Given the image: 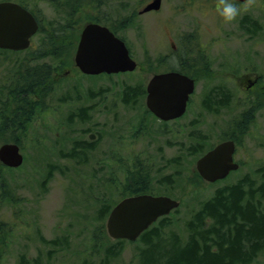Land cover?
Masks as SVG:
<instances>
[{"label": "rangeland", "instance_id": "rangeland-1", "mask_svg": "<svg viewBox=\"0 0 264 264\" xmlns=\"http://www.w3.org/2000/svg\"><path fill=\"white\" fill-rule=\"evenodd\" d=\"M35 1L26 0V5L42 22L57 15L46 2L35 4ZM183 1L165 0L159 14L137 16L136 12L142 8L139 0H110L96 13L109 25L116 18L115 12L123 16V28L117 31L132 59L138 63L133 73L93 78L80 76L73 70L64 75L71 62L52 71L55 84L45 97L47 106L34 118L31 134L23 136L22 148L19 146L23 164L1 174L13 200L0 199V221L9 232L0 264H17L21 253H25L29 261L40 257V264L82 263L90 251L92 231L103 226L106 234V219H95L98 204L90 203V198L107 203L118 199L117 192L109 188L112 177L113 181L125 178L118 163L139 160L137 162L143 163L140 169L150 176L153 193L166 194L179 201L177 211L167 216L170 226L164 234H175L182 239L186 238L185 222L218 189L242 182L244 189L249 190L262 182L264 105L244 102L239 84L247 71L242 64H249L250 72L259 74L264 81V0H257L252 10L258 20L257 33L262 32V37L255 34L256 42L252 45L243 41L240 32L236 39L223 37L221 40L223 46L237 49L247 45L255 47L253 53L238 51L236 58L243 69H235L238 80L225 81L219 77L208 81L206 75L199 77L185 113L165 125L145 108V95L141 93H144L146 80L154 70L178 68L179 62L171 54L172 48L181 43L185 32L205 23L198 18L190 20L177 10L174 13L172 6L180 8ZM121 2L124 5L118 6ZM133 13L135 17L131 19L129 15ZM170 14L174 15L167 17ZM107 15L110 20L103 18ZM239 19L241 16L236 21ZM79 27L76 26V31ZM233 28L236 26L232 23L226 30L233 31ZM209 39V35L202 34V40ZM37 43L38 35L32 40L31 49H35ZM25 53L0 52V79H5L13 71ZM158 57L164 60L156 64ZM224 71L219 69L218 75L226 74ZM214 85L226 87L231 95L227 107H220L217 111L213 107L204 108L201 101ZM129 88H141V93L125 100ZM251 105L255 109L250 114L248 127L238 130L236 125ZM81 111L84 114L79 119L76 114ZM194 131H199L198 136L202 138L198 141L202 148L200 154L189 153L196 144V138H192ZM90 134L94 135L92 141L89 140ZM227 139H234L236 143L235 161L239 163V169L222 181L212 184L202 181L195 171L197 158ZM74 143L89 146V150L83 151L85 159L65 156L72 152ZM131 166L127 165L128 168ZM163 176H169L167 186L159 183ZM260 208L264 211V200H260ZM106 237V243L114 242L107 234ZM136 246L140 247V244H125L123 252L111 264H138L137 258L131 261ZM94 263L98 264L95 260ZM249 264H264V252Z\"/></svg>", "mask_w": 264, "mask_h": 264}, {"label": "trees", "instance_id": "trees-1", "mask_svg": "<svg viewBox=\"0 0 264 264\" xmlns=\"http://www.w3.org/2000/svg\"><path fill=\"white\" fill-rule=\"evenodd\" d=\"M0 1H16L23 5L37 19L39 27L33 37L34 39L38 35L35 49L24 52L21 62L5 79H0V144L14 143L22 148L23 136L31 134L30 128L34 118L47 106L45 97L51 85L55 84L52 71L68 66L71 62L78 38L76 26L92 19L90 14L99 11L104 5L100 0H36L35 4L44 1L57 14L52 20L42 22L27 7L26 0ZM129 17L134 18V13ZM254 25L252 33L247 31L250 37H254L259 31L257 20ZM180 42L176 46L180 53H175V56L180 65L181 59L186 58L187 63L190 61V67L181 65L173 70L187 76L191 75L198 80L204 75L205 69L201 72L191 70L193 62L188 54L189 46L185 43V38ZM129 89L130 98H136L141 93V88ZM222 95L221 91L216 90L210 98L226 104ZM262 104L264 105V102ZM83 114L82 111L78 112L76 117L81 119ZM249 120H251L249 114L243 115L242 121L236 125L238 130L247 128ZM198 134L199 131L192 133V138H196V144L190 148V154L202 152L198 142L202 138ZM84 150H89V146L74 143L72 152L65 156L69 159H80L84 157ZM137 161L139 160L118 163L125 178L113 181L112 177V181L109 182V188L117 192L118 199L107 203L105 200L101 202L90 198V203L98 204L95 206L97 208L95 219L100 221L106 219L114 205L126 197L140 194L158 195L150 188V176L140 169L143 163ZM127 165L132 166L128 168ZM119 169L117 167V170ZM10 170L13 169L0 164V199L7 202H11L13 198L1 174ZM168 177L158 182L167 186L170 183ZM243 185L241 182L224 186L218 189L213 197L202 202L199 209L185 222V239L175 234H164V230L170 226L167 217L160 218L135 241L114 240L106 243L108 239L103 226H98L91 234L89 254L80 264H95L94 260L98 264H111L123 252L125 244L134 243L140 244V247H135L136 253H132L131 261L137 258L138 264H249L264 252V211L260 208V200H264V174L258 187L246 190ZM176 211L177 209L173 212ZM8 241V228L6 229L5 224L0 221V256ZM58 242L62 241L59 239ZM17 264H40V257L29 261L25 258V253H21Z\"/></svg>", "mask_w": 264, "mask_h": 264}, {"label": "water", "instance_id": "water-1", "mask_svg": "<svg viewBox=\"0 0 264 264\" xmlns=\"http://www.w3.org/2000/svg\"><path fill=\"white\" fill-rule=\"evenodd\" d=\"M159 5L160 1L154 0L142 12L157 10ZM37 29L36 20L26 9L15 3L0 2V49H27ZM74 63L81 73L87 75L131 72L136 68L124 43L97 24H87L81 31ZM193 89V80L183 74L153 75L146 85V108L164 121L178 118L184 113ZM234 150L233 141L217 144L196 160L197 174L209 183L225 178L238 168L233 161ZM22 161L16 144L0 146V163L3 166L17 168ZM178 205V201L166 196L144 194L124 198L106 218L107 235L112 240L135 241L159 217L167 215Z\"/></svg>", "mask_w": 264, "mask_h": 264}, {"label": "flooded vegetation", "instance_id": "flooded-vegetation-1", "mask_svg": "<svg viewBox=\"0 0 264 264\" xmlns=\"http://www.w3.org/2000/svg\"><path fill=\"white\" fill-rule=\"evenodd\" d=\"M100 1H101V4L105 5L106 2H109L110 0H100ZM139 1H140V7H144L153 0H139ZM12 2L17 3L16 1H12ZM164 2L165 0H161V7L158 11L149 12V13L156 14V15L159 14L162 11V4ZM236 2L240 3L239 0H236ZM123 4L124 3L121 2V3H118L117 5L122 6ZM214 4H215V0H184L180 8H175V6H172V10L174 13L177 10L178 13L182 12V14L185 15V17L190 20L196 21V18H198L202 20L203 23L205 22L201 27L197 25V27L185 32V35H186L184 36L185 41H186L185 43H187L189 46L188 54L191 59V62H193L191 63L193 64V69L191 70L195 72H198V71L201 72L202 69H205L204 75H206L205 78H207L208 81L212 79L217 80L219 77L223 78L225 81H230L234 78L236 80L239 79L238 75L236 74L235 69L239 67V70H243L240 68L241 66H244L245 70L247 71L242 76L240 84H239V88L244 98V102H257L258 106H259V103L263 105L262 103L264 102V81L261 80V77L259 74L250 72L252 70L248 68L249 64H242L240 66V64H238L240 62L238 61V58H236L237 53H239L238 51H241V50L246 51V52H241V53H250V52L253 53L255 47L247 45L246 48L237 49L231 46H223L221 44V40L223 37L227 39H233V38L236 39L239 35V32H240V35L244 38L243 39L244 42L251 43V45L255 43L254 37H250V35L247 33V31L252 33L251 30L255 26L254 25L255 18L252 12L253 9L247 12H243L241 15V19H239L240 21L238 20L239 22L238 21L232 22L233 24H235L236 28H233V31H229V30H226V27L228 25H231L232 23L226 24L219 18L218 14L215 12ZM97 12L99 11H95L94 14H90L92 19L87 20L84 25H86L87 23H94V24H98L100 26L106 27L117 38L123 40L121 35L117 31V29L123 28V25L121 23L123 16L120 15V13L115 12L116 18L113 20L112 24L109 25L105 23L104 21L100 20V17L96 16ZM172 15L174 14L167 15V17H171ZM103 18L106 20H110L109 15L103 16ZM223 26L225 27V29H222ZM80 32L81 30L79 31L78 35H80ZM202 34L209 35L210 39L208 41L202 40ZM216 45H220V46H216ZM76 46H77V43H76ZM172 49L173 50L171 51V54H173L174 56H175V53L177 52L180 53L179 48L173 47ZM182 50H184V48H182ZM75 51H76V47H75L74 53ZM161 59L164 60V58L158 57L156 64H159V61ZM214 60L216 61L213 62ZM181 65L190 67V61L187 63L186 58H182ZM181 65L179 63V66ZM211 65H214L215 67L213 66L211 67ZM173 69L174 68H169V69L162 68L156 71L154 70L151 76L168 73V72H177ZM219 69H224L225 70L224 72H226V74L218 75ZM177 73H180V72H177ZM180 74H183V73H180ZM183 75L193 80L194 88H195V84L197 80L192 78L191 75L190 76H187L186 74H183ZM216 90H219L222 92L223 94L222 96L224 98V101H226V104L218 103L217 100H212V98H210L211 94ZM124 99L125 100L130 99V97H128V94L125 95ZM201 101H203V104L205 105L204 108L207 109V107H210V108L213 107L217 111V109L220 107H227L228 103L231 102L230 91L222 85H217V86L214 85L211 90L207 91L204 94ZM144 104H145V100H144ZM254 109L255 107L251 105L250 107H248V110L243 112V115H247V114L250 115L251 112L254 111ZM151 116L154 117L152 114ZM154 118L157 119L156 117ZM157 120L159 122H162L163 125H165L166 123L175 121L177 119L170 120V121H161L159 119ZM90 136L91 134L89 135V137ZM227 140H233V139H227ZM220 142H223V141H220ZM235 154L236 152L234 153V159H235Z\"/></svg>", "mask_w": 264, "mask_h": 264}, {"label": "clouds", "instance_id": "clouds-1", "mask_svg": "<svg viewBox=\"0 0 264 264\" xmlns=\"http://www.w3.org/2000/svg\"><path fill=\"white\" fill-rule=\"evenodd\" d=\"M257 5V0H215L214 9L219 18L226 24L232 23L242 15L253 9Z\"/></svg>", "mask_w": 264, "mask_h": 264}]
</instances>
